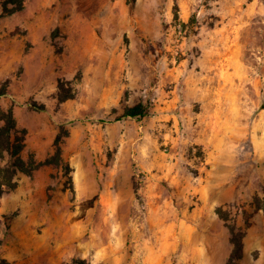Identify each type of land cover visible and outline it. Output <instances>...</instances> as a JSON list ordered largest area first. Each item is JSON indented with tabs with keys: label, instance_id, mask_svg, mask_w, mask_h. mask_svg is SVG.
I'll return each instance as SVG.
<instances>
[{
	"label": "rangeland",
	"instance_id": "1",
	"mask_svg": "<svg viewBox=\"0 0 264 264\" xmlns=\"http://www.w3.org/2000/svg\"><path fill=\"white\" fill-rule=\"evenodd\" d=\"M6 1L0 257L227 264L234 226L264 264V0Z\"/></svg>",
	"mask_w": 264,
	"mask_h": 264
},
{
	"label": "trees",
	"instance_id": "2",
	"mask_svg": "<svg viewBox=\"0 0 264 264\" xmlns=\"http://www.w3.org/2000/svg\"><path fill=\"white\" fill-rule=\"evenodd\" d=\"M27 0H7V5L12 9L11 13L20 12L25 7ZM55 35V34H54ZM54 37V36H53ZM8 90L5 87L0 88V97L7 95ZM148 113L146 105L138 103L135 106L128 108L124 116L137 118L142 117ZM23 148L22 138L20 132L16 128V121L11 109L4 111L0 108V161L6 158L10 160L11 164L6 162L0 166V198L3 193V185L12 181L15 176L24 171L22 167L21 151ZM2 180L4 182H2ZM1 221V220H0ZM231 242L233 249L227 261V264H240L244 257V234L236 232V228L231 226ZM0 264H15L7 258L0 257Z\"/></svg>",
	"mask_w": 264,
	"mask_h": 264
},
{
	"label": "clouds",
	"instance_id": "3",
	"mask_svg": "<svg viewBox=\"0 0 264 264\" xmlns=\"http://www.w3.org/2000/svg\"><path fill=\"white\" fill-rule=\"evenodd\" d=\"M67 91H68L69 95L66 96V97L64 98V102H66V101L69 100V99H73V98H74V97L71 95V89L69 88V89H67Z\"/></svg>",
	"mask_w": 264,
	"mask_h": 264
}]
</instances>
